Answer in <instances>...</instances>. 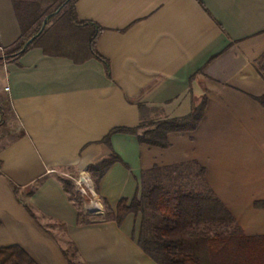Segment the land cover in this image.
<instances>
[{
    "label": "crops",
    "instance_id": "1",
    "mask_svg": "<svg viewBox=\"0 0 264 264\" xmlns=\"http://www.w3.org/2000/svg\"><path fill=\"white\" fill-rule=\"evenodd\" d=\"M76 7L80 20L103 28L97 47L109 74L97 59L76 64L41 48L0 61V94L11 106L0 127V249L19 246L37 264H69L67 242L84 264H157L138 244L142 215L119 226L117 205L141 195L145 173L190 164L205 170L246 236L264 235V106L256 100L264 96L257 65L264 0H79ZM20 36L12 0H0V52H12ZM204 92L198 128L169 134L166 148L113 135L129 169L117 162L95 185L87 168L111 155L101 142L112 130L184 117ZM73 168L91 178L102 206L99 220L85 210V225L64 188L69 180L59 176Z\"/></svg>",
    "mask_w": 264,
    "mask_h": 264
},
{
    "label": "trees",
    "instance_id": "2",
    "mask_svg": "<svg viewBox=\"0 0 264 264\" xmlns=\"http://www.w3.org/2000/svg\"><path fill=\"white\" fill-rule=\"evenodd\" d=\"M78 1L12 0L21 36L16 48L0 55V61H17L29 50L41 48L45 55L68 58L76 64L97 59L109 74L110 64L97 47L103 28L92 21L80 20L76 7ZM49 15L53 16L39 35ZM33 37L36 39L26 46ZM257 65L263 73L264 56ZM256 100L264 106V96ZM207 104L204 92L184 117L157 121L142 119L137 128L112 130L101 142L112 150L111 155L87 168L95 185H99L117 162L129 169L113 150V135H133L140 144L166 148L169 146V134L192 132L198 128ZM143 108L140 106V109ZM0 113L1 127L11 114L10 100L1 94ZM204 177L205 170L196 164L156 167L144 174L140 196L138 192L132 200L124 198L119 201L115 220L121 226L130 214L142 215L138 244L157 264H264V235L246 236L236 225L232 214L207 186ZM63 182L70 199L76 204L73 184L67 180ZM102 202L106 219H111L107 201L104 199ZM78 211L79 224L91 223L82 209L78 207ZM69 244L74 253L71 255L68 250L63 251L68 263L84 264L76 247ZM0 264L37 263L21 247L10 246L0 249Z\"/></svg>",
    "mask_w": 264,
    "mask_h": 264
},
{
    "label": "built area",
    "instance_id": "3",
    "mask_svg": "<svg viewBox=\"0 0 264 264\" xmlns=\"http://www.w3.org/2000/svg\"><path fill=\"white\" fill-rule=\"evenodd\" d=\"M9 91V88H6ZM73 182L77 191L81 194L83 198L89 200V210L100 214L102 212V206L99 202L95 200V193L92 188L91 178L86 173H79L76 178H73Z\"/></svg>",
    "mask_w": 264,
    "mask_h": 264
},
{
    "label": "rangeland",
    "instance_id": "4",
    "mask_svg": "<svg viewBox=\"0 0 264 264\" xmlns=\"http://www.w3.org/2000/svg\"><path fill=\"white\" fill-rule=\"evenodd\" d=\"M0 55H4L3 53H1L0 52ZM263 73H264V70H263ZM64 172H67V176H64V175H59L60 177H62V178H64V179H68L69 181H71L72 183H73V187H74V197H75V200H76V204L78 205V207L80 208V209H82V211L85 213V210H86V212H88V213H92V215L91 216H89V218L91 219V220H99L100 218H101V216H97L96 215V212H92V211H90L88 208H89V200L85 197V198H83L82 196H81V194L77 191V189H76V187H75V184H74V182H73V179H71L70 180V178L68 177V176H78L79 174L76 172V170L73 168V169H69V170H66V171H64ZM76 176V177H77ZM76 177H74V178H76ZM150 181H151V179H150ZM98 202V201H97ZM102 213H103V211H102ZM95 214V215H94ZM85 215H86V213H85ZM87 216V215H86ZM105 217H106V212H105ZM65 244V246H66V250H68L69 252H70V254L72 255L73 253H74V251H73V249H72V247L70 246V244L69 243H67V242H65L64 243Z\"/></svg>",
    "mask_w": 264,
    "mask_h": 264
},
{
    "label": "water",
    "instance_id": "5",
    "mask_svg": "<svg viewBox=\"0 0 264 264\" xmlns=\"http://www.w3.org/2000/svg\"><path fill=\"white\" fill-rule=\"evenodd\" d=\"M52 16H53V15H49V16L45 19L44 24H43V27H42L41 32L39 33V35L44 31V29H45V27H46V25H47V22H48V20H49V18H51ZM39 35H37L36 37H38ZM36 37L31 38V39L27 42L26 46L30 45V44L36 39Z\"/></svg>",
    "mask_w": 264,
    "mask_h": 264
}]
</instances>
